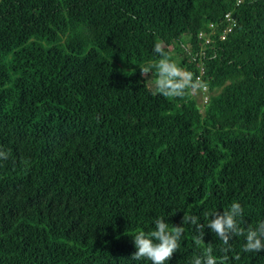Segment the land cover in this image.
Masks as SVG:
<instances>
[{"label":"trees","instance_id":"obj_1","mask_svg":"<svg viewBox=\"0 0 264 264\" xmlns=\"http://www.w3.org/2000/svg\"><path fill=\"white\" fill-rule=\"evenodd\" d=\"M236 1L0 0V264H151L132 235L158 216L206 224L237 201L241 227L264 220V0ZM157 40L196 76L202 62L206 101L134 79ZM195 235L166 264H190ZM244 243L227 264H264Z\"/></svg>","mask_w":264,"mask_h":264},{"label":"clouds","instance_id":"obj_2","mask_svg":"<svg viewBox=\"0 0 264 264\" xmlns=\"http://www.w3.org/2000/svg\"><path fill=\"white\" fill-rule=\"evenodd\" d=\"M153 52L158 59L150 61L146 65H139L142 77H152L153 94H159L169 99L183 98L186 95L196 93L203 89L204 82L199 76L181 67L170 53L166 51V45L157 40ZM10 153L0 146V160L8 159ZM22 163H27L22 161ZM207 223H202L196 215L184 211L180 224L169 223L164 216H158L154 220V228L149 231L137 229L132 235L134 246L137 249L132 254L133 260L147 259L151 264H166L173 254L180 248V241L185 226L191 225L196 235L194 243L202 247L199 255H194L190 264H227L231 250L230 241L237 236H244V252H261L264 250V220L259 221L254 227L248 225L246 229L241 227L243 220V207L233 201L230 207L223 211L213 210L207 214ZM210 229L225 246L222 257L214 254L211 243L204 240L205 228ZM235 259H239L237 255Z\"/></svg>","mask_w":264,"mask_h":264},{"label":"built area","instance_id":"obj_3","mask_svg":"<svg viewBox=\"0 0 264 264\" xmlns=\"http://www.w3.org/2000/svg\"><path fill=\"white\" fill-rule=\"evenodd\" d=\"M240 2V0L236 1V4H238ZM223 24L224 27L222 29L221 34L219 35L220 39H224L226 33H228L229 31H231L233 29V27L235 26V20L234 17L231 15V12H226L223 16ZM215 29V25L213 23H210L208 25V30H200L197 33V39L201 42V45H206L209 44L211 41V35L213 34ZM197 66L199 67V74L197 76H199L201 78V76L203 75L204 69H203V65L202 62L200 61ZM204 96V101L207 100V85L204 84L203 89L200 90Z\"/></svg>","mask_w":264,"mask_h":264},{"label":"rangeland","instance_id":"obj_4","mask_svg":"<svg viewBox=\"0 0 264 264\" xmlns=\"http://www.w3.org/2000/svg\"><path fill=\"white\" fill-rule=\"evenodd\" d=\"M141 71L138 72L137 76L134 78L137 82L141 83L145 89L153 90V79L152 77H142ZM197 102L201 104L204 102V94L199 90L198 92L194 93Z\"/></svg>","mask_w":264,"mask_h":264}]
</instances>
